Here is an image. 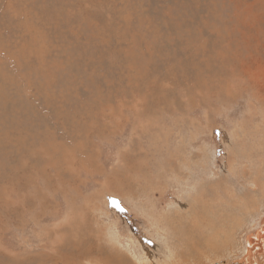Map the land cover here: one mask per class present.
<instances>
[{
	"label": "rangeland",
	"instance_id": "1",
	"mask_svg": "<svg viewBox=\"0 0 264 264\" xmlns=\"http://www.w3.org/2000/svg\"><path fill=\"white\" fill-rule=\"evenodd\" d=\"M263 178L264 0H0V264H264Z\"/></svg>",
	"mask_w": 264,
	"mask_h": 264
},
{
	"label": "bare ground",
	"instance_id": "2",
	"mask_svg": "<svg viewBox=\"0 0 264 264\" xmlns=\"http://www.w3.org/2000/svg\"><path fill=\"white\" fill-rule=\"evenodd\" d=\"M240 128H241V127H240ZM247 193H248V192H247ZM198 194H199V193H198ZM200 194H202V193H200ZM200 194H199V195H200ZM232 194H234V193L232 192ZM263 194H264V189H263ZM230 195H231V194H230ZM230 195H229V196H230ZM231 196H232V195H231ZM233 196H234V195H233ZM201 197H202V196H201ZM263 197H264V195H263ZM199 198H200V197H199ZM201 199H202V198H201ZM242 203H243V204L240 205V208H243V209H244V207H245V209H247V210H243V213H245V211H246V212H249L251 206L247 203V201H245V199L242 200ZM247 205H249V206H247ZM252 205H253V204H252ZM193 212H194V211H193ZM233 212H234V211H233ZM196 214H197V213H196ZM193 218H194V217H193ZM220 218H221V217H220ZM220 218H219V219H220ZM195 219H196V217H195ZM193 220H194V219H193ZM222 220H223V219H222ZM222 220H221V221H222ZM225 220H226V217H225ZM190 221H191V220H190ZM223 221H224V220H223ZM223 221H222V222H223ZM197 222H198V221H197ZM230 222H231V221H230ZM198 223H199V222H198ZM179 224H180V223H179ZM196 224H197V223H195V226L200 225L201 223H200V224H197V225H196ZM220 225H221V224H220ZM225 226L227 227V226H229V225H225ZM225 226H224V227H225ZM221 227H222V226H221ZM227 228H228V227H227ZM220 229H221V228H220ZM222 230H223V229H222ZM259 236H260V235H259ZM259 236H258V239H259ZM195 237H196V236H195ZM261 238H262V237H261ZM249 241L252 242V240H249ZM191 244H192V243H191ZM252 244H253V243H252ZM177 245H178V244H177ZM97 246H98V245H97ZM179 246H180V245H179ZM186 250H187V249H186ZM248 251H249V250H248ZM247 253H248V254H247L248 256L251 255V254H250V251L247 252ZM245 261L247 262V258L245 259ZM245 261H244V264H247V263H245ZM250 261H251V260H250ZM240 263L242 264L243 262H242V261H238V262H237V264H240Z\"/></svg>",
	"mask_w": 264,
	"mask_h": 264
},
{
	"label": "crops",
	"instance_id": "3",
	"mask_svg": "<svg viewBox=\"0 0 264 264\" xmlns=\"http://www.w3.org/2000/svg\"><path fill=\"white\" fill-rule=\"evenodd\" d=\"M259 179H261V178H259ZM255 180H256V178H255ZM262 181H264V178L262 179V180H259V181H257V183H259V185L261 184H264V182H262ZM204 207V206H203ZM222 220V219H221ZM195 254H191V253H189V252H186V251H183L182 252V254H183V256L184 255H187V256H189V257H192V256H195L196 255V253L197 252H194ZM184 258H186L187 259V262H181V263H178V264H190V262H191V258H187V257H184ZM195 262V261H194ZM170 264V263H169ZM173 264H175V263H173Z\"/></svg>",
	"mask_w": 264,
	"mask_h": 264
},
{
	"label": "water",
	"instance_id": "4",
	"mask_svg": "<svg viewBox=\"0 0 264 264\" xmlns=\"http://www.w3.org/2000/svg\"><path fill=\"white\" fill-rule=\"evenodd\" d=\"M238 261H234L231 264H237ZM251 263L250 259H248V264Z\"/></svg>",
	"mask_w": 264,
	"mask_h": 264
},
{
	"label": "flooded vegetation",
	"instance_id": "5",
	"mask_svg": "<svg viewBox=\"0 0 264 264\" xmlns=\"http://www.w3.org/2000/svg\"><path fill=\"white\" fill-rule=\"evenodd\" d=\"M254 248H255V249H259L260 247L257 246V247H254Z\"/></svg>",
	"mask_w": 264,
	"mask_h": 264
}]
</instances>
